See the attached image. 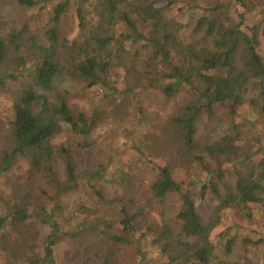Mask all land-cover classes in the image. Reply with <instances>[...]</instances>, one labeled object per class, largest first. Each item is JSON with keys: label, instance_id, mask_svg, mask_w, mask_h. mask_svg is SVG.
<instances>
[{"label": "trees", "instance_id": "16d2710c", "mask_svg": "<svg viewBox=\"0 0 264 264\" xmlns=\"http://www.w3.org/2000/svg\"><path fill=\"white\" fill-rule=\"evenodd\" d=\"M254 7L252 0H0V264H58L61 251L67 264H117L128 244L145 264L147 235L163 264H227L211 240L219 214L235 208L250 218L249 205L264 202V18L249 25L231 11ZM71 8L69 39L71 27H62ZM79 87L99 92L100 102L114 98V123L125 120L134 93L162 98L148 147L205 175L184 185L134 145L121 193L107 200L96 187L104 167L92 172L78 161L106 112L74 105ZM65 135L78 142L55 143ZM20 163L26 170L17 174ZM175 197L177 207H168ZM234 242L227 237L226 254Z\"/></svg>", "mask_w": 264, "mask_h": 264}, {"label": "rangeland", "instance_id": "374dc122", "mask_svg": "<svg viewBox=\"0 0 264 264\" xmlns=\"http://www.w3.org/2000/svg\"><path fill=\"white\" fill-rule=\"evenodd\" d=\"M252 6H255L250 11H242L240 8H232V12L236 17L237 13H244L246 23L258 22L264 18V0H252ZM12 16L16 18H22L26 20V15L22 10L13 9ZM70 26L71 30L67 33V38L70 39L75 29V19L73 14V8L70 9L68 17L65 19L62 29ZM32 29L42 34V28L40 24L33 25ZM66 82L61 83V87H67ZM76 86V85H75ZM73 98L71 102L74 105H78L79 108L84 110L103 109L104 114L99 128L94 132L90 141V149L88 154H84L78 161L81 162V167L85 165L89 166V169L95 172L101 166L105 169L104 179L96 184V187L104 193V197L108 199L114 198V193H121V189L118 186L119 179L123 178L124 173L128 170L126 166L129 161L134 158L136 154L132 146L138 147L143 153H145L149 159L161 166H166L173 173L174 178L186 185L191 178H199L204 176V172L198 167L193 166L190 170L186 167L180 166L170 157H167L161 153L152 151L148 147L145 136L152 132V124L159 117V109L162 104V98L156 96L153 92L141 90L130 96L129 104L126 107V118L122 123L112 122V116L109 112L115 106L114 98L108 99V101H99L100 93L94 91L84 92L82 87L74 89ZM99 101V102H98ZM172 103L168 105L171 106ZM230 106V104H228ZM102 107V108H101ZM248 109L247 106L237 107L236 113H244ZM4 111V103L0 100V118ZM240 121L236 118V123ZM252 121L249 117L248 121L243 122L244 126H248ZM205 123V121H204ZM257 128V126H255ZM250 132L253 129H250ZM67 141L70 144H75L78 139L71 136H61L55 140V143H61ZM16 173L21 174L26 169L23 163H20L16 167ZM84 180V179H83ZM85 181V180H84ZM72 195L67 197L66 206L70 207L73 203L74 197ZM210 204V203H209ZM168 207L176 208L177 199H171L167 205ZM249 211L251 217L247 218L246 213L230 208L224 210L219 214V223L211 233V240L216 246V255L219 260L227 264H264V202L263 205H249ZM148 212L149 208H145ZM208 214L212 212H207ZM153 217V213H151ZM227 237H233L235 239L234 246L231 253L226 254L224 252V244ZM260 239L259 247L257 245H247L245 241L252 240L254 243ZM247 245V247H246ZM142 250L145 254V264H163L166 259L160 253L159 249L151 244V237L147 235L141 243ZM58 264H67L64 258V251L59 252ZM117 264H137L139 257L135 251L134 244H128L121 247L117 252Z\"/></svg>", "mask_w": 264, "mask_h": 264}]
</instances>
